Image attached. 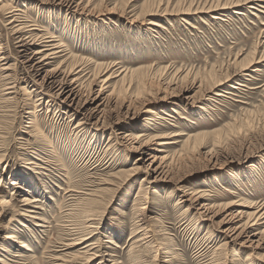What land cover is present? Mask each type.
I'll list each match as a JSON object with an SVG mask.
<instances>
[{
	"label": "rangeland",
	"instance_id": "obj_1",
	"mask_svg": "<svg viewBox=\"0 0 264 264\" xmlns=\"http://www.w3.org/2000/svg\"><path fill=\"white\" fill-rule=\"evenodd\" d=\"M75 1L80 12L53 0H0V201L6 199L0 264H264V248L224 243L217 227L223 204H264V151L256 152L264 145V61L210 92L197 88L224 76L234 59H259L264 6L257 0ZM12 8L23 37L62 42L52 63L80 59L84 78L96 65L124 70L123 84L113 77L108 91L122 87L136 114L101 128L35 83L8 24ZM66 45L75 58L62 55ZM150 110L159 119L148 120L156 116ZM125 129L143 141L169 136L149 140L157 156H167L163 181L146 175L148 162L129 175L140 153L116 138ZM99 188L105 190L86 224L81 209ZM185 190H206L209 212L178 202ZM80 238L81 245L66 246ZM84 245L94 253L89 262ZM77 251L80 257H68Z\"/></svg>",
	"mask_w": 264,
	"mask_h": 264
},
{
	"label": "bare ground",
	"instance_id": "obj_2",
	"mask_svg": "<svg viewBox=\"0 0 264 264\" xmlns=\"http://www.w3.org/2000/svg\"><path fill=\"white\" fill-rule=\"evenodd\" d=\"M53 1H56L57 4L65 5L66 8H68L69 10H73V12H80L77 9L78 2H76L75 0H53ZM257 1H260L261 6H264L263 5L264 0H257ZM219 5H220L219 8H226V3H222ZM3 7H5L4 4H1L0 9H3ZM15 8H12V11L8 10L5 14L9 13L8 17L10 20L8 24L11 25V30H12V33L14 34V39L17 44L16 45L18 49L17 51L23 57V60L20 59L21 61H23V67H25L27 70L29 69L32 72V75H33L32 77L35 83L39 84L40 87H44V88H47L48 90H51L52 94L59 98L60 102L65 108L69 109L72 112L74 111L78 115H81L82 116L81 118L83 120L88 121V122L92 121L91 123L97 124L101 128L111 127L112 124L121 122L124 118L128 117L129 115L133 117L136 114V113L134 114V112L132 111L133 108L130 106V103L127 100H125L126 99L125 91L122 89V87L121 89L117 91L114 85L112 89L108 91L109 87L111 86L110 83L113 77H118V80H120L121 84H123L122 81L124 80V77H126V72H124V70L119 72L118 70L113 69L112 72L108 73L110 70H112L111 69L112 66L107 67V68L105 67L102 68V65H96L95 68L96 67L97 68L91 72L90 78L89 77L84 78L85 74L80 75V73L82 72L80 68V65H81L80 59L74 60V61L70 60L69 64L67 65H64L65 64L64 59L61 62L58 61L56 64L52 63L51 60H54L56 57L58 58L59 56L60 49L59 51L56 49L59 47L58 45H60V43L62 42L59 39L58 41L54 39L56 40V43H53V41L49 42V41L41 40V39L35 40V38L31 36H29V39L28 37H23V33L25 31L24 27H19V25L21 26V24H14V22L18 18V15H16L15 12H13L15 10H18ZM19 12H22V11H19ZM23 17H20V18H23ZM29 23H31V21ZM151 24L154 26H157V23L155 22ZM35 30L36 29H34V31ZM35 44H39L40 47L33 48L35 47ZM65 48H66L65 49L66 52L65 54H62V55H64L66 59L75 58L74 55L69 54L72 51L71 48L68 47V45H66ZM253 51H256V49ZM67 52L69 53L66 54ZM256 52L257 54L259 53L258 51ZM252 53L255 54L254 52ZM252 58L248 59V61L245 63L242 62L243 64L238 63L237 62L238 60L234 59L230 63V66H228L226 72H224L225 73L224 76H222L219 79L218 78L212 79V77L210 78L208 77L209 80H207V82L205 81L206 84H204V82L202 81H199L197 88L199 90L201 89L203 93L210 92L212 91L213 88H218L220 85L226 83L228 80L233 79L234 76L247 70L249 67L252 66V64L256 62L264 61V52L259 56V59L257 61L251 60ZM204 85H207V86L205 87ZM215 95L221 96V93L216 92ZM148 103L150 102L148 101ZM148 103H144L143 107ZM111 113L115 115L112 117L113 120L109 121L108 116H110ZM150 113L154 115L156 114V111L150 110ZM156 118H158L157 114L155 117H151V118L149 117L148 120L153 121V120H156ZM128 131L129 130H126V129L120 130L117 133V135H115L116 138H120L121 140L122 139L124 141L130 140L131 142L129 144L130 151L128 152L132 153V151H137L140 153V156H138L134 160L132 167L130 169V174H129V171H128V174L132 175L134 173H137L139 170L142 169V166H141L142 164L140 163L148 162L147 168H150V169L146 170V173H147L146 175L151 176V174L153 173L155 174L154 176L155 181H163L162 177H166V176H164V171L162 168L164 166H162V164H164L165 160L167 159V156L165 154H164L165 156H161V157L157 156V154L153 152L154 147L152 148L149 145L151 144L150 142L152 140L166 139L169 136L167 137L166 135H154L153 137L148 138L145 141H143V140H140L141 136L136 135L134 132H128ZM150 139L151 141H149ZM158 144L164 145L166 144V142L161 141V142H158ZM159 151H163L162 148H160ZM262 151H264V145L261 146L256 152L260 153ZM37 160L41 161L42 163L44 162L40 158H37ZM156 160H159V164L157 165H155ZM40 164L41 163L35 164L37 166L36 167L37 169L43 168L42 165ZM254 167H255L254 164L250 165L251 170L254 169ZM33 173H36V171L34 170ZM143 180H146V178H143L142 181ZM154 180L152 181L154 182ZM101 182L103 185H108V179L107 180L103 179ZM104 190L105 188H99L93 193H89L90 198H87L85 202V205H87L88 207H85L84 205V207L81 209V213L83 215V219H85V223H86V219L89 220L91 214L94 213L92 210H93L94 205L98 201V198H97L98 191L103 192ZM206 192H207L206 190H191L190 192H187L185 190L183 191V194L180 196L179 198L180 200L178 202H187L188 208L195 210L197 213L199 211L209 212L210 206L208 207V203H207L209 197L206 194ZM5 200L6 199L4 197H1L0 202L6 203ZM33 201L31 200L29 202H33ZM237 204H239L238 207H236ZM221 207L223 208V211L225 212V216L223 217L221 221H218L217 227L219 228V232L224 238V241H225L224 243H228V244L232 243V245H240V246H244V244H247L248 246H252L254 249H257L260 247L264 248L263 247L264 246V230H258L260 225L264 223V204L255 205V204L247 203V201H244L242 203H234V202L226 203V204H223ZM88 223L90 224V222ZM144 227H147L146 222H144ZM140 228L143 229L142 227ZM256 236H259L258 241H256V244L253 246L255 242L254 237ZM85 240L83 238L73 239L71 240L72 242H69L68 244H66V246L68 245L70 247V246L81 245L82 243H84ZM261 244H263V246ZM248 246H245V247H248ZM83 247L84 249L86 248L85 252H82L84 255L85 262H89L92 258H94L92 257L94 256V253L88 255L87 250L88 249L91 250L90 249L91 247L89 248V245H86V246L84 245ZM78 253H81V252L77 251L76 254L74 255L70 254L68 255V257L71 259H74L76 257L78 258L80 257V254Z\"/></svg>",
	"mask_w": 264,
	"mask_h": 264
}]
</instances>
